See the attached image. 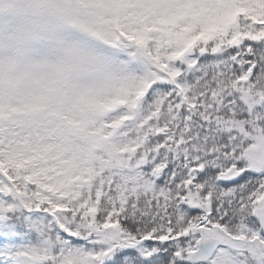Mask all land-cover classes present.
Masks as SVG:
<instances>
[{
    "label": "snow or ice",
    "instance_id": "obj_1",
    "mask_svg": "<svg viewBox=\"0 0 264 264\" xmlns=\"http://www.w3.org/2000/svg\"><path fill=\"white\" fill-rule=\"evenodd\" d=\"M0 264H264V0H0Z\"/></svg>",
    "mask_w": 264,
    "mask_h": 264
}]
</instances>
